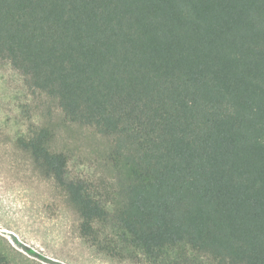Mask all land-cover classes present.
<instances>
[{
    "label": "trees",
    "instance_id": "obj_1",
    "mask_svg": "<svg viewBox=\"0 0 264 264\" xmlns=\"http://www.w3.org/2000/svg\"><path fill=\"white\" fill-rule=\"evenodd\" d=\"M5 67L109 141L105 185L27 104L4 111L98 252L264 264V0H0Z\"/></svg>",
    "mask_w": 264,
    "mask_h": 264
},
{
    "label": "rangeland",
    "instance_id": "obj_2",
    "mask_svg": "<svg viewBox=\"0 0 264 264\" xmlns=\"http://www.w3.org/2000/svg\"><path fill=\"white\" fill-rule=\"evenodd\" d=\"M9 106L5 107L7 104ZM27 104L36 123L55 133L59 149L71 153L86 172L110 185L101 166L108 140L92 130L65 121L44 95L30 94L9 67L0 71V251L10 264H145L98 252L79 232V218L66 195L41 176L28 156L13 143L4 111Z\"/></svg>",
    "mask_w": 264,
    "mask_h": 264
}]
</instances>
